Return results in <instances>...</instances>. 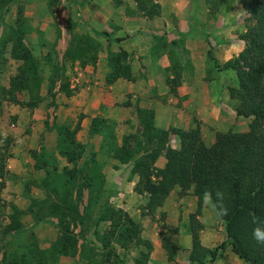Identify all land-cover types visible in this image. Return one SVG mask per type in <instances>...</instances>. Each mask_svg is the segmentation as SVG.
<instances>
[{"label": "trees", "instance_id": "1", "mask_svg": "<svg viewBox=\"0 0 264 264\" xmlns=\"http://www.w3.org/2000/svg\"><path fill=\"white\" fill-rule=\"evenodd\" d=\"M134 1L136 10L146 17L155 18L161 15V4L158 0ZM207 1L211 4V12L217 14L225 0ZM16 2L17 0H0V6L9 9ZM240 3L251 21L239 35L244 41V48L238 56L224 63L212 59L215 68L236 72L237 82L235 86H229V94L237 102V116L252 119L251 129L244 132L218 131L215 141L207 145L200 126L188 129L158 128L155 124V110L144 107L138 112V121L142 127H139L141 132L137 142L131 147L114 143L111 148L112 157L119 161L115 168L132 163L131 173L138 175L136 191L150 195L147 205L150 213L162 206L177 187H181L184 193L193 190L196 194L199 201L197 212L191 215L190 264H206L216 260L220 251L227 245L245 261L244 264H264V244L253 238V230L256 227L264 230V0H240ZM29 26L25 14L20 11L14 24L9 25L11 31L8 33L9 39L13 41L12 55L23 62L22 88L30 95L29 101H21L15 94L12 98L23 107L34 110L46 98L55 97V86L57 81L61 80L62 73L54 63V57L47 55L46 61L53 70L48 78L45 98L40 93L44 85V78L40 73L44 69V62L34 55L29 47H25L21 40L30 31ZM98 34L100 33L95 35L99 36ZM72 38L66 57L72 61L78 57L84 59L83 64H94L98 58L97 52L102 46L101 42L91 35L86 36L88 42L83 44L78 35H73ZM163 45L167 46L168 43L164 42ZM86 54H90V57H85ZM126 55L123 51L119 57H110L114 73L109 74L108 83H114L122 75L131 79L130 65H124L122 62ZM69 86V82L63 81L60 89L68 92ZM101 121L100 117L93 118L89 129L91 136L99 132ZM55 126L58 134L56 147L59 155L65 157L67 165L55 175L47 171L50 178L43 181L42 188L47 191L50 199L53 194L55 200L50 202L48 197L49 200L34 199L32 208L37 207L33 214L35 223H51L58 228L61 236L45 248L41 247L33 236L31 241L26 243L15 242L16 238L29 228L21 221L24 212H18L19 208L15 205L9 214L8 222L0 221V264H53L63 255L69 256L75 251L78 252V239L74 235L73 223L77 220V224L82 223L86 218L79 208L80 197L82 192L84 193L80 186L84 165L80 166V162L84 157L86 145L78 139V127L72 129L67 124ZM171 135L179 137V148L166 145ZM2 140L0 177L4 180L5 159L11 154L6 155L10 138L4 139L0 133V144ZM142 152L144 155L138 156ZM160 152L165 153L167 161L163 168H156L154 162ZM36 153V150L32 151V154ZM90 182L92 184L89 180L84 183L90 194L100 190V187L95 188L93 179ZM2 184L4 186L3 181ZM217 193H221L222 197ZM98 195L90 197L92 207L88 208V211L98 205L101 194ZM206 195H210L214 206L226 221V240L213 249L202 243L200 230L203 227L197 219ZM109 206L103 207L101 211L104 222H110L108 230L97 235L101 244L97 245V242L88 240L81 243L79 259L85 263L108 264L112 262L113 256L120 257L123 264H126V250L139 241L140 228L135 220L124 212L123 222L122 210L119 211V220L115 219V210ZM14 209H17V212ZM224 209L227 210L226 214ZM117 243L119 250L125 249L123 254L116 249ZM166 246L173 255L178 251V247L172 245L169 240H166ZM101 253L103 256L99 258ZM141 256L142 260H137V264H147L148 256L144 251Z\"/></svg>", "mask_w": 264, "mask_h": 264}, {"label": "rangeland", "instance_id": "2", "mask_svg": "<svg viewBox=\"0 0 264 264\" xmlns=\"http://www.w3.org/2000/svg\"><path fill=\"white\" fill-rule=\"evenodd\" d=\"M122 1L123 0H121V2ZM129 3L130 2L126 1L125 4L127 5ZM92 4L93 3L89 2V0H17V2L9 9H3L0 6V128L4 134L1 135L4 139L10 138L6 155L12 153L17 157L26 150L28 151L27 153L31 155L32 161L28 167V172L26 173L28 174L27 178L23 179V182L21 181L23 184L25 183L29 189V193L26 195L16 192L8 194L3 190V187L8 181L15 180L18 182L17 178L13 179L8 176V173L5 174V179L0 181V221L3 223L8 222L9 214L12 207L15 205H21L24 207L23 209L20 208L19 210H14L24 212L23 217L29 218L27 219L28 222L34 221V210H37V207L32 208L34 199H38L39 201H41V199H50L47 191L42 188L43 181L50 178L49 175H47V171H50L51 175H55L67 165L65 157L58 153L55 134H45L44 132H41L40 135L38 134L39 137L34 139L33 133H39V128H37L38 119L32 117L35 110L33 111L23 107L21 103L14 101L12 98L15 94L21 101L30 100V95L22 88L24 84L23 62L15 59L12 55L13 41L9 39L8 32L11 31L9 25L14 24L20 11L25 14L28 24L30 25V31L23 36L21 40L25 47H29L33 54L41 58L44 62V69L40 71L44 78V85L40 93L45 98L47 97L48 78L52 75L53 70L50 64L46 61L47 55H50V58L51 56L54 57V63L58 65L59 70H61L62 73L61 80L57 81L55 86V91L59 92L61 90L60 85L63 81H67L70 84L72 79L78 76L81 71L80 69L86 68L87 66H91L90 68L95 67L97 71L99 70L102 73L103 86H107L112 84L107 82L109 74L114 73L109 61L110 57H119L121 54L117 45L119 37H112L107 31L100 32V34H98L99 36L95 35V33H90L91 24L87 19V14L85 12L89 11ZM204 4L210 9L211 4L207 0H205V3L202 0L201 4L197 5V15L199 12L202 16L204 15ZM235 5H238L237 9H234ZM102 6L106 7L105 10L109 9V11H115V9H117V11H119V0H105L104 5ZM229 8L231 11H228ZM231 12L234 14L232 15ZM217 14L219 22L217 24L214 23V27L216 28V26H218L222 35H232L234 33L235 37H231L235 40L238 39L241 33L240 30L245 31L247 26L251 24L249 16L241 5L240 0H225ZM217 14L211 12L210 16L213 15L215 18V15ZM229 14L233 17L231 20H228ZM100 18L103 20V15H101ZM198 22L194 24L199 25ZM200 24L205 25L203 22ZM207 24L211 25L210 19ZM175 26L178 27L177 22H175ZM101 33H106L107 35H102ZM73 35L79 36L81 44L85 41L88 42L86 36L89 35L97 38L101 42L102 46H100L99 51L97 52L98 58L94 64L85 62L83 64L84 59L78 57L77 60L74 61L66 57V51L73 39ZM170 36H173L172 32H170ZM99 37H102L105 42L100 40ZM182 41L178 43L180 47L182 46ZM241 41L244 43L243 40ZM54 51H56V53ZM85 57H90V54H86ZM212 58L217 59L215 53H212V50L210 49L208 52V61L213 66L214 60ZM122 62L124 65H130V62L127 59L125 61V58ZM188 63L191 62L189 61ZM190 68L191 65H189V69ZM123 74H125V72ZM173 74L176 75V71L173 72ZM176 77L174 78L175 80L172 79L174 81H168L169 88H171L172 91H174L175 87L178 85ZM224 81L225 80L221 79L218 82L220 83V88H216V86L215 88H212L213 86H206L205 83V88H203V91L207 92V94L209 91L214 93L218 92L221 104H225V106L220 105L221 112H218L219 114L215 115V113L210 111L207 112L205 109V113L201 115L203 118H201L199 114H194L195 126L192 127H201L203 140L207 145H211L215 141L216 133L218 131L244 132L251 129L252 119L237 116L235 110L237 102L232 99L229 94V86H235L237 79L234 84H231V79H227V83ZM55 100L56 99H54V101ZM45 104L47 105L46 102ZM134 107L137 114L141 108H144L139 104ZM47 113L50 114V110L47 111ZM42 114L43 116L47 115L45 112ZM99 117L102 120L99 124V132L93 136L90 135L89 129L83 131V129L81 130L80 125L75 127H78L77 136L79 139L82 142L87 141L88 143L85 148V158L80 162V166L84 165V171L80 179V186L86 191L81 194L79 208L81 214L84 213L86 218L82 223L80 222L81 224H77V222H79L78 220L75 224L73 223V226L75 225L73 228L74 235L78 239V252L75 251L71 255L69 254V258H63V255L58 262L53 264H88L79 259L81 243L83 240H88L91 242H97V245L101 244L97 235L105 233L110 227V222H104L101 214L103 207L107 205L114 208V213H116L115 219L119 220V211L122 210L121 214L123 222H125V212L135 220L140 228L138 243L125 252L126 264H137V260L142 258V251L148 256L149 260L156 246L161 247L162 245L168 250L169 255L173 260V264H190L189 254H186L187 248L185 247L189 245V242L190 250L192 247V235L190 232L191 215L197 212V203L199 201L196 194H194L193 190L184 193L181 187H177L169 195L172 196L174 200L170 199L166 207H164V202V204L158 207L154 213H150L149 208L147 207L150 197L147 192L141 194L135 191L133 197L128 196V192L123 188L124 184L122 183L124 177L127 175L119 174V170L125 166V169L128 170L127 172H131L133 168L132 163L122 164L120 167L118 166L115 168V165L119 164V161L112 157L111 148L114 147V143L131 147L137 142V137L140 134L141 129L139 126L136 128L134 127L132 130L123 129L124 125L132 123L131 118L119 119L108 115ZM80 118L81 120L79 123L83 120L82 117ZM46 122L47 120H45V123ZM27 139L30 140L27 141ZM89 139L90 141L88 142ZM176 139L179 141L178 136L171 135L166 145L176 148L174 147L177 142ZM24 141H27V145H24ZM31 144L33 146H31ZM2 145L3 140L0 147H2ZM34 150H36V154H32V151L34 152ZM9 151H11V153ZM143 153L144 152L138 154V156H143ZM159 156H163L164 159H161L158 162ZM165 159L166 156L164 152L158 153L154 166L156 168H163L167 161H165ZM162 162H164V164H162ZM92 179L94 180L95 188L98 187L99 189L100 187V190L91 193V195L88 192V187L84 186V183L88 180L89 183H91L90 181H92ZM103 179L104 183L102 184ZM2 181L4 182V186ZM17 189L21 190L19 187ZM99 193L101 196L98 198V205H96L92 211L91 209L88 211L87 209L92 207L89 202L90 197H95V195L97 197ZM209 196L210 195L205 196L209 201L207 203L204 198V203L200 213L197 215V219L203 227L200 230L202 243L203 239H205L204 242L206 244H212L213 248H215L222 241L226 240V221L221 212L216 209L214 204H212ZM51 199L49 200L50 202L55 200L53 194L51 195ZM129 201L131 202L129 203ZM111 211L112 210L110 209L109 212ZM144 221L151 222V230L154 228V231L155 224L159 225L160 228L157 232V237H159V239H157V241L152 242L147 237H150L153 233L147 231L150 227L145 226L144 224L146 222ZM53 226L54 225H51L50 223L51 228L46 229V233H53L54 230L53 234H55L56 239H58L61 234L58 228ZM223 236L225 238H223ZM166 240H169L172 245L178 247V251L175 252V255L171 254V251L167 248ZM20 241L21 240L19 239L17 240V242L21 243ZM42 245L48 247L51 243L50 241L43 242ZM115 245L118 252L123 254L125 249L119 250V244L117 243ZM102 256V253L99 254V258ZM111 261L112 262L108 264H123L120 257L116 258L112 256Z\"/></svg>", "mask_w": 264, "mask_h": 264}, {"label": "crops", "instance_id": "3", "mask_svg": "<svg viewBox=\"0 0 264 264\" xmlns=\"http://www.w3.org/2000/svg\"><path fill=\"white\" fill-rule=\"evenodd\" d=\"M126 1L130 3L126 5ZM201 1L158 0L161 4V15L148 18L136 10V2L134 1L123 0L121 2L119 0V11L117 9L109 11L102 6L105 0H89L93 4L85 13L91 24L90 33L96 34L107 31L112 37H119L117 45L120 52L125 51L127 53L125 61L127 59L131 65V79L122 75L114 83L103 86V77L99 70L97 71L95 67L90 68L91 66L81 68L78 76L72 79L69 89H67L68 92L56 91L58 93L54 98H46L34 109L35 113L31 116L38 119L37 128H39V133H33L34 139L39 137L41 132H44L45 134H55L57 140L58 134L55 125L67 124L74 129L79 125L80 117L83 119L80 123L83 131L90 129L93 118L106 115L119 119L131 118L132 123L124 125V130H132L138 126L141 128L134 107L138 104L141 107L153 108L156 126L165 129L170 127L188 129L195 126L194 114H199L203 118L201 115L205 113V109L207 112L210 111L218 115V112H221L220 105L225 106V104H221L218 92L209 91L207 94L203 91L204 83L206 86H213L212 88L215 86L220 88L218 82L221 79L225 80V83H227V79H231V84H234L237 76L236 72L231 69H214V65L212 66L208 61V52L211 49L217 60L224 63L228 61L225 59V54L231 46L235 44L242 50L244 43L239 37L237 40L232 39L231 36L235 37L234 33L222 35L220 28L214 27L213 24L219 22L218 14L215 15V18L213 15L210 16L211 12L206 4H204L205 9H203L204 15L202 16L200 12L197 15V5H200ZM203 1L205 3V0ZM237 6L235 5L234 9H237ZM228 11H231L230 8ZM231 14L234 13L231 12ZM101 15H103V20L100 18ZM232 15L229 14L228 20L233 18ZM209 19L211 25L207 24ZM175 22H177L178 27L175 26ZM196 22L199 25H195ZM202 22L205 25L200 24ZM243 31L240 30V32ZM170 32L173 33V36H170ZM99 38L105 42L102 37ZM180 41H182L183 47L178 45ZM164 42H167L168 45L164 46ZM234 56H236L235 52H233L232 58ZM189 61L191 63H188ZM189 65H191L190 69ZM172 71H176V75ZM175 77L178 85L172 91L168 81H174ZM54 99L56 100L54 101ZM49 110L51 115L47 113ZM44 112L47 114L46 116H43L42 113ZM45 120H47V124ZM0 133L3 134L1 128ZM27 141H24V145H27ZM176 141L174 147L179 148L180 140L176 139ZM82 143L88 145L87 141ZM31 146L33 145L31 144ZM24 151L17 157L9 151L11 155L5 159V174L8 173V176L18 179V182L13 180L5 184L3 190L8 194L16 192L26 195L29 193L27 185L23 184L22 180L27 178L28 174L26 173L32 161L28 151ZM161 159H164L163 156H159L158 162ZM127 171L124 166L119 170V174L127 175L122 182L123 188L128 192V196L133 197L138 175ZM18 187L21 190L17 189ZM170 199H173L172 196L165 200L164 207L168 205ZM205 200L208 203L209 200ZM17 207L19 209L24 208L21 205ZM23 216L21 221L29 228L20 234L15 242L18 239L21 240V244L31 241L32 236L43 248H45L42 245L43 242H55L56 235L53 234V228V233H46V229L51 228L50 223L44 221L40 223L28 222L27 219L29 218ZM144 222H146L145 226L150 227L147 231L153 233L147 237L152 242L157 241L159 239L157 237L159 225L155 224L154 231V228L151 230V222ZM223 238L225 237L223 236ZM204 241L205 239H203L205 246L213 249L212 244L208 245ZM189 247L190 242L185 247L187 248L186 254L190 252ZM69 257L64 256L63 258ZM150 258L146 262L147 264H173L168 250L163 245L161 247L156 246ZM244 262L232 251L231 246L227 245L220 251L216 260L208 261L206 264H244Z\"/></svg>", "mask_w": 264, "mask_h": 264}, {"label": "clouds", "instance_id": "4", "mask_svg": "<svg viewBox=\"0 0 264 264\" xmlns=\"http://www.w3.org/2000/svg\"><path fill=\"white\" fill-rule=\"evenodd\" d=\"M241 49L233 44L231 46V48L226 52L225 54V59L226 60H229L232 58V54L233 52H235V54L238 56L239 53H240ZM218 196L222 197V194L221 193H217ZM205 199H207V197H205ZM227 213V210L224 209V214ZM253 238L258 242V243H262L264 244V230H262L261 228L259 227H256L254 230H253Z\"/></svg>", "mask_w": 264, "mask_h": 264}]
</instances>
